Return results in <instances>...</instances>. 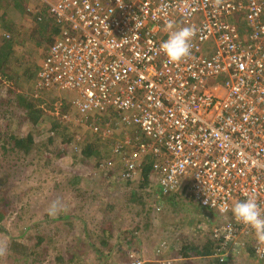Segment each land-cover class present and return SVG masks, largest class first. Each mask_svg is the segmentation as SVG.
<instances>
[{"label":"built area","instance_id":"obj_1","mask_svg":"<svg viewBox=\"0 0 264 264\" xmlns=\"http://www.w3.org/2000/svg\"><path fill=\"white\" fill-rule=\"evenodd\" d=\"M27 1L57 27L34 92H72L69 115H96L103 124L90 129L103 138L111 124L139 129L146 140L124 131L110 149L123 179L150 156L160 194L191 193L219 213L214 256L249 247L264 259V241L231 212L249 196L264 209V0ZM184 26L195 29L191 54L171 62L160 45Z\"/></svg>","mask_w":264,"mask_h":264},{"label":"rangeland","instance_id":"obj_2","mask_svg":"<svg viewBox=\"0 0 264 264\" xmlns=\"http://www.w3.org/2000/svg\"><path fill=\"white\" fill-rule=\"evenodd\" d=\"M26 3L36 4L27 0ZM32 15L13 21L16 42L11 46L14 57L9 69L14 76L0 82V101L12 95L13 89L17 93L0 105V139L8 138L10 132L18 136L29 134L32 138L28 151L18 153L8 152L9 146L0 141V264H9L6 254L10 242L29 249L28 246L37 245V236L42 233L51 234L52 238L46 237L34 248V255L23 256L17 264H55L53 256L58 251L66 257L73 256L72 261L64 264H103L105 258L98 256L97 248L109 254L105 264H208L207 258L183 259L176 255L181 253L178 236L183 241L189 235L205 239L215 223L212 216L195 212L191 200L184 198L187 193L163 199L150 178L146 185H140L143 175L130 181L117 180L109 167L99 164L110 156L111 144L103 139L95 147L100 151L98 155L84 156L79 151L81 141L87 144L97 139L90 129L95 119L80 123V127L65 125L64 134L52 135L59 104L67 103L73 95L66 91L42 93L39 104L45 118L33 123L26 116L23 93L28 94L33 88L29 69H37L49 45L47 40L39 45L36 41L50 32L35 26ZM8 19L6 23L12 27V20ZM3 28L0 23V34L6 32ZM33 28L35 31H31ZM25 68L28 71L24 73ZM65 108L66 104L59 111ZM69 111L73 113V108ZM111 125L116 132L114 142L122 140V132L129 135L132 130ZM121 157L114 159L118 166H123ZM132 194L137 199L131 200ZM164 201L166 210L160 211L157 204ZM53 202H57L58 211L50 216L48 209ZM68 215L72 217H61ZM199 225L204 227L203 231L198 229ZM125 231L135 235L131 243L126 244L125 236L122 239ZM103 240L107 247L101 245ZM248 249L242 247L239 257H231L228 264H262L255 256L243 254Z\"/></svg>","mask_w":264,"mask_h":264},{"label":"trees","instance_id":"obj_3","mask_svg":"<svg viewBox=\"0 0 264 264\" xmlns=\"http://www.w3.org/2000/svg\"><path fill=\"white\" fill-rule=\"evenodd\" d=\"M27 6H28V4L26 3V0H0V23H2V26L4 27L3 29L6 30L5 33L0 34V37H1L0 38V82L5 81V80H11L14 76V75L10 74L11 70L9 69V67H11L12 59L14 57V52H13V49L11 48V46L13 43L16 42V40L13 39V35H14L13 34L14 31L12 29L14 27L13 21H15L17 18H21L23 16L33 14L32 12L28 11ZM18 10L20 11L19 13H17ZM16 16H18V17H16ZM8 17H10L12 20V22L10 23V24H12V27L6 23L9 20ZM32 18H33V24L35 26L39 25L42 29L46 30L47 32L50 31L46 37H43L42 40H37L36 43L39 45V44H42L43 41L47 40V41H49L48 43L50 44L52 39H53V34L56 33V31H57V29H56L57 27H55V25H54L55 23L53 21H51L50 19H48L40 11L33 14ZM35 29L36 28H33L31 31H33V30L35 31ZM26 68H25L24 73L26 71H28L27 70L28 68L27 69ZM29 70L31 72L28 75L32 76L33 81H34L38 67H37V69L35 68L32 70V68H31ZM17 77L18 76L16 74L15 78H17ZM15 90L16 89H13L12 95L8 94V95L4 96V100L0 101L1 102L0 105H2V103H5V101L12 99L11 98L12 96L17 95ZM44 93H46V92H44ZM23 96L26 98L24 100V104H23L24 110L26 111V116L31 121H33V123H36L39 119L41 120V118H45L42 105L39 104V101H41V99L44 96H41L40 94H36L34 92L33 88L30 89V92L28 94L26 92H24ZM63 100L66 101V99H63ZM64 103L65 102L60 103L58 108H57L59 115L56 116L55 122L52 123V127H51L52 135H54L55 132L64 134L66 132L69 124H72L74 127L82 126L81 124H78L77 122H75L73 115H69L70 114L69 108H71L70 107V100L67 103H65L67 109L65 108L64 110L62 109L61 112L59 111V108H61L65 105ZM113 111H115L117 113L116 110H113ZM66 115L70 116V117L68 116L69 119H66L65 117H63ZM90 118L95 119V120H93V121H96L95 123L101 122V120L98 119L96 115H95V117L92 116L86 120L89 122ZM103 119H106V118H103ZM99 124H103V122H101ZM65 125H67V127ZM63 130H64V133H62ZM130 132L132 134L131 136H133L132 139L135 140L136 136H142V138L141 137L140 138L142 140H146L145 136L141 133V131L139 129L132 128V130ZM92 135H94L97 138V139H95L96 142L84 144L83 141H81V149H79V151H81L84 156H91L92 154H95V153L97 155L99 154L100 151L95 149V147L97 145V141H99L100 139H103V141H108L107 143L109 144V146L111 144V147L114 144V141H112V138H103L97 132H92ZM134 140L132 142H136ZM0 141L3 142V146L5 145V143H6V145L9 146L7 148L8 152L11 151L13 153H18V151H20V152L28 151L29 144L32 143V138L29 134H26L25 136H18L16 134H14L13 132H10L8 138L0 139ZM62 146H64V145L62 144ZM115 157L116 156L110 152V156L108 158L104 159V166L109 167L108 169L111 171L110 173L116 174L117 180H118V178L123 179V173H124L123 166H121V164H120V166L116 165L117 163H116V161H114ZM108 159H112V161H114V162H112L111 165H107L105 163V161ZM101 163H99V164H101ZM141 165H142V167L139 171L140 172L139 177H141L143 175V178H142V182L140 185L144 186V185H146V182L149 181L150 170H151V165H152L151 157L146 156V158L143 159V161H141ZM123 180H125V179H123ZM125 181H130V180H125ZM155 187H156V191H160L159 190L160 186L158 184H155ZM182 193L183 192H178V193L177 192H171L169 194H160V192H159V195L161 197H163V199L164 198L168 199L171 197L172 198L175 197V194L181 195ZM136 197L137 196L132 194L130 199L131 200L137 199ZM184 198L186 200H189V199L191 200L190 203L193 206L192 208L195 209L196 213L201 214V215H205L207 217L212 216L211 218L213 220H215V223L206 232L207 234L205 235V239L198 238V237L194 238V237H190L192 235H189L188 240L183 241L178 236L177 238H179V242L177 243V247L181 253L176 254L177 257L183 258V259L194 258L196 260L202 259V257H203V258H207V260L209 262L208 264H228L230 260L227 262L221 261V260H219V258L217 256H214V254H213L216 246L213 247L214 246L213 240H215V239L212 237L211 230L215 226L217 221L219 220V213L214 208L202 205L191 193H187ZM166 203L167 202L164 201V202H159L157 204V206L160 208V211L166 210V207H165ZM61 217L62 218H71L72 216L68 215L66 217H64V216H61ZM0 218H1V215H0ZM190 220H192V219H190ZM201 223H203V222H201ZM198 229L203 231L204 227L199 225ZM124 236H125L126 244L131 243L133 237H135V235L133 233H130L129 231L124 232V235L122 236L123 240H124ZM46 237L51 239L52 235L50 234V235L46 236L44 233L38 235L37 236V238H38L37 245L34 243L32 246H28L29 249L26 247H21V245H18L15 242H10V244L8 245V250H7L8 252L6 254V261L9 264H17L16 261H18L23 256L28 258V257L34 255L35 254L34 248L37 247L41 243V241H43ZM13 238L14 237H12V239ZM18 243L22 244L21 240H19ZM101 245L107 247V243H105L104 240L101 243ZM108 249H110V246L108 247ZM241 249L238 251V254L236 253L237 255H232L231 257H233V256L239 257V255L241 254V251H242ZM244 253L248 256H252V255L254 256L251 249L249 251H243V254ZM97 254H98V256H100V258H105V261L103 262V264H105L106 259L109 257V254L102 248H97ZM256 259H257V261H261L262 264H264V259H262V258L259 259L257 257H256ZM72 260H73L72 255L71 256L68 255L66 257L63 253H61L59 251L57 253H55L53 256V261L55 262V264H64V263L70 262Z\"/></svg>","mask_w":264,"mask_h":264},{"label":"clouds","instance_id":"obj_4","mask_svg":"<svg viewBox=\"0 0 264 264\" xmlns=\"http://www.w3.org/2000/svg\"><path fill=\"white\" fill-rule=\"evenodd\" d=\"M194 35L195 29L192 26L173 29L168 38L161 43L160 50L171 62H179L190 56V42ZM57 211L58 204L53 202L48 209V214L55 216ZM231 212L237 221L248 225L255 236L260 241H264V209L261 208L255 197L249 196L244 200L233 202Z\"/></svg>","mask_w":264,"mask_h":264},{"label":"crops","instance_id":"obj_5","mask_svg":"<svg viewBox=\"0 0 264 264\" xmlns=\"http://www.w3.org/2000/svg\"><path fill=\"white\" fill-rule=\"evenodd\" d=\"M66 93H69V95H73V93H72V92H66Z\"/></svg>","mask_w":264,"mask_h":264}]
</instances>
